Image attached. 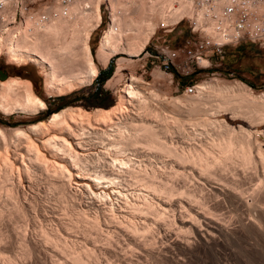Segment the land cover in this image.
I'll use <instances>...</instances> for the list:
<instances>
[{"label": "bare ground", "instance_id": "6f19581e", "mask_svg": "<svg viewBox=\"0 0 264 264\" xmlns=\"http://www.w3.org/2000/svg\"><path fill=\"white\" fill-rule=\"evenodd\" d=\"M85 2L86 6L83 2L72 4L66 15H56L32 25L26 20L25 27L19 25L5 34L4 38L8 35L5 42L0 38V51L2 45L1 52L4 51L9 63L32 62L40 68L47 96L65 94L91 82L97 74L88 40L99 26L101 15L97 2L92 5L89 0ZM152 2L150 10L157 11L164 22L171 24L181 20L186 8L183 0ZM114 7L112 5L111 19L98 46L97 56L103 66L117 52L138 56L155 33L151 19L127 21L117 16ZM1 18L8 17H0V24ZM204 62L205 59L201 61ZM134 80L138 81L132 76L121 90L117 103L108 109L87 111L70 106L25 127L0 125V264H21L7 254L8 239L12 236L9 220L13 215L19 219L26 216L27 206L39 196L43 180L48 191L56 192L60 200L70 203L63 206L64 216L58 218L57 223L50 221V225H37L39 228L34 237L28 238L27 231L19 228L17 220V229V224L13 226L17 243L12 252L15 258H27L46 244L63 258L57 257L52 264H101V258L106 257L107 264H139L141 257L151 262L165 260L168 264H184V257V260L178 258L174 250L178 254L215 250L216 232H222L223 227L227 233L232 229L231 216L218 213L208 205L215 191H205L200 180L193 187L187 184L194 178L193 172H187V167L190 166L198 176L211 179L220 169H230L237 164L246 170L257 161L255 164L258 163L264 174L262 143L252 138L250 131L242 129L236 133L232 128L219 132L211 142L206 140V145L195 141L179 148L167 120L175 121L180 131L185 129V120L158 111L151 104V94L149 97L142 94L143 90L135 87ZM241 84L245 86L243 82ZM204 96L193 99L190 108L198 112L204 110L207 102L217 101L220 108L224 102L235 101V96L216 94L214 89ZM254 97L251 95L249 99ZM261 97L264 103V96ZM161 100L175 107L179 104L176 105L172 98ZM132 101L137 105L135 112L124 114L127 108L123 104H132ZM44 107L45 101L35 93L30 79L9 76L0 80V112H23L25 117L31 118L39 115ZM258 110L256 112L260 114L263 111ZM152 120L158 122L152 123ZM203 122L200 125L204 127L211 121ZM163 134L174 141L163 139ZM94 147L98 150L90 151ZM156 157L162 158L161 165L154 161ZM73 176L80 181L87 178L96 187L112 185L126 193L118 206L97 207L89 212L74 203V191L69 187L71 182L68 183ZM85 181L79 184L84 186L83 183L91 190L90 183ZM100 195L106 196L105 190L102 189ZM36 217L39 219L37 214L34 219ZM255 217L254 228L248 221L241 227L247 231L252 229L264 239L263 214ZM172 234L175 236L170 238ZM109 256L114 260L109 261Z\"/></svg>", "mask_w": 264, "mask_h": 264}, {"label": "rangeland", "instance_id": "374dc122", "mask_svg": "<svg viewBox=\"0 0 264 264\" xmlns=\"http://www.w3.org/2000/svg\"><path fill=\"white\" fill-rule=\"evenodd\" d=\"M93 2L99 4V0H89V4L92 5ZM152 3V1H141L128 5L124 1L114 3L109 0H101L99 6L101 21L99 26L91 32L88 40L90 51L92 52L93 59L99 70L100 66L103 65H101L98 60V46L101 35L107 28V24L111 19V14L109 16L108 13H111L112 5L115 6L114 8L117 16L127 21L136 22L140 20V18H147L153 21L155 33L145 44L148 49L161 42L167 43L170 46H175L186 36L187 26L183 19L176 23L172 29H168L171 27V22H164L159 17L160 15L157 11L150 10V4ZM118 8H122L120 13H117ZM127 8L128 10H126ZM169 8H167V10ZM159 22L165 26H161ZM1 24H8V18H1ZM11 31H14V29H10V32ZM7 36L4 38L3 42L7 39ZM0 38L2 39V36H0ZM209 61V64H207V62L201 63V65L195 67L193 71L184 73L174 68L172 70H163L161 66H158L157 59L147 56L143 50L138 56H130L122 52H117L110 56L105 63L106 68L109 62H111L112 69L108 78L99 81L98 86L93 78L91 82L80 85L65 94L47 96L44 92L43 76L40 72V68L32 62L19 65L9 63L3 51L0 53V70L5 73V76L1 79L6 80L9 76H20L30 79L35 93L45 101V107L40 111L41 113L39 115L31 118L25 117L23 112H13L10 114L0 112V125L6 127H25L30 123L48 118L54 111L70 106L82 107L81 109L87 111H91L94 108L108 109L117 103L118 97L122 92L121 90L133 76L134 79L138 80H134L136 82L134 83V85H136L135 87L139 88L141 92L143 90L142 94L146 96L151 94L150 97H148H153V99H150L152 100L151 104L157 107V110L159 109L158 111L169 113L185 120V123H183V128L185 129L181 131L177 130V123L175 121L167 120L170 123L171 131H173L171 136L175 141L167 136L165 138L164 134L162 135L163 139L176 142L179 148H181L180 145L193 144L195 141L198 143L201 141L206 145L207 141L211 142L214 137H217L219 132L223 133L232 128L236 133L237 131L239 133L242 129L250 131L252 134L249 133L251 137H255L259 143H262L261 146L264 148V117H262V113L264 112V109H262L264 107L262 106H264V103L261 101L263 98L261 96H264L261 95L264 93V47L248 40H241L234 44L228 43L222 47L219 54L212 55ZM241 82H243L247 88L243 86ZM187 85L192 86V91H184V87ZM248 88H250V91L247 90ZM213 89L216 91V94L222 93L235 96V101H232L234 103L224 102V104L222 102L223 104L220 103L222 106L219 108L217 107V101L211 100L212 102L210 103L212 104L206 103L205 107H207H204L205 111L196 112L190 108V102L193 99L200 98L203 95L206 96V93ZM251 95L255 97L249 99ZM168 98L175 99L176 102L174 103L176 105L179 103L178 106H180L181 103V106H177V108L172 106V103L169 104V102L161 100ZM129 104L131 103L126 102L123 104L127 108H124V111L126 109L125 113L123 111L124 114H132L135 112L136 103L132 101L135 108H133L132 104ZM255 108L257 110L259 109L260 112L261 110L263 111L260 114L256 112L257 110ZM250 113H252V115ZM200 117L202 118L200 119ZM200 120H208V122H211H207L208 124H204L206 126L203 127L200 123L205 122H201ZM198 121H200L199 125L197 124ZM156 122L158 121L152 120V123ZM157 128L161 130V125H158ZM90 149L89 150L93 152L98 150L97 147ZM253 149L252 155L254 156L255 149ZM47 156L49 155L47 154ZM154 161L157 162V165L163 163L162 158L159 159L158 157H156ZM256 162L257 161L252 163L253 166H247L246 170L237 164L233 165L230 169H220L223 172L220 170H218V172L216 171V176L214 174L215 177L211 179L198 176L190 166L187 167V172H193L194 174V178H190L187 184L193 187V185L200 180L203 182L202 185L205 191H215L214 196L209 198L208 205L210 208L217 209L216 212L218 211V213L221 212L223 215H228L229 218L231 216L232 229L227 233L223 227L222 232H216L217 245L215 246V250L200 249L193 253L183 254H178L177 251L174 250L178 258L183 259L184 257V264H264V239L259 238L252 229L247 231L241 227L244 221L245 223L248 221L247 223H250L254 228L252 224L253 218L260 214H263L262 221L264 226V174L258 163L257 165L255 164ZM179 171H181V169H179ZM84 181L90 183L89 185L92 191L89 190L87 186L85 187V184L82 183L84 186L79 184ZM68 183H70V185H68L74 191L75 205H81L83 206L82 208L90 210L89 212L96 210L97 207L110 208L118 206L122 202V195L126 193V190L118 187L116 188L112 185L107 187L103 186V188L99 186L96 187L89 179L82 178L80 181L76 176H73ZM259 185L261 186L259 187ZM102 189L105 190L106 196L101 197L100 192H102ZM118 190H121L120 193L122 194H120ZM38 192L39 196L33 199L30 206H27L28 211L27 214H25L26 216L19 219L13 215L9 220V233L10 236H12L11 239L10 237L8 239L9 253L7 254H10L16 262L21 264L22 262H24L23 264H52L53 260L57 257L61 260L63 259L60 253L57 254L55 250H52V248L46 244L40 246L38 251L33 252L35 254L31 253L27 258H19L22 262L19 261L18 257L15 258L16 255L12 253L15 251L14 247L17 246V243H15L16 238L13 234L14 225L17 224L15 226L16 228L19 223V228L21 226L22 230L25 232L27 231L26 236L28 238L34 237L35 234L37 235L38 226L47 225L48 223V225H50L51 222L52 224L57 223L58 218L64 216L63 206L66 207V205L70 203L60 200L56 192L48 191L44 180L41 181ZM238 193H240L241 196ZM35 214H37L39 219L36 218L43 224L39 223L37 219H34ZM35 222H37V224H35ZM225 234L228 237H226ZM174 236L175 235L172 234L170 238ZM52 254L55 255L53 256ZM108 258L109 261L114 260L113 256H109ZM101 259V264H107V257ZM138 260L144 262L139 261V264H155V262L156 264H168L165 260L151 262L152 260H145L143 257Z\"/></svg>", "mask_w": 264, "mask_h": 264}, {"label": "built area", "instance_id": "2783aa9c", "mask_svg": "<svg viewBox=\"0 0 264 264\" xmlns=\"http://www.w3.org/2000/svg\"><path fill=\"white\" fill-rule=\"evenodd\" d=\"M85 1L0 0V17H8V24H0L2 41L10 29H15L19 25L25 27L26 20L32 25L56 15H66L72 4L83 2L86 6ZM109 1L114 3L124 1L131 5L141 1L160 0ZM183 1L186 8L180 19L186 23L187 34L181 42L175 46L161 42L150 49L146 48V45L142 49L147 56L156 58L158 66L163 70L174 68L189 73L200 66L203 59L209 64L210 57L219 54L225 44H234L241 40H248L264 47V0ZM121 11L122 8L117 9V13ZM110 14L108 13L109 16ZM175 24H171L168 29H172ZM184 91H192V86H185Z\"/></svg>", "mask_w": 264, "mask_h": 264}, {"label": "trees", "instance_id": "16d2710c", "mask_svg": "<svg viewBox=\"0 0 264 264\" xmlns=\"http://www.w3.org/2000/svg\"><path fill=\"white\" fill-rule=\"evenodd\" d=\"M111 69H112V65H111V62H109L108 66L104 69V71H101V70L97 71V74L94 77L95 81L97 82V86L99 85V83H98L99 81H101L102 79L108 78V76L111 72ZM96 89H97V87H96Z\"/></svg>", "mask_w": 264, "mask_h": 264}, {"label": "water", "instance_id": "95a60500", "mask_svg": "<svg viewBox=\"0 0 264 264\" xmlns=\"http://www.w3.org/2000/svg\"><path fill=\"white\" fill-rule=\"evenodd\" d=\"M4 76H5V73L0 70V79L3 78Z\"/></svg>", "mask_w": 264, "mask_h": 264}, {"label": "crops", "instance_id": "0c3cea01", "mask_svg": "<svg viewBox=\"0 0 264 264\" xmlns=\"http://www.w3.org/2000/svg\"><path fill=\"white\" fill-rule=\"evenodd\" d=\"M104 69H105V64H104V66H100V70L101 71H104ZM99 70V69H98Z\"/></svg>", "mask_w": 264, "mask_h": 264}]
</instances>
